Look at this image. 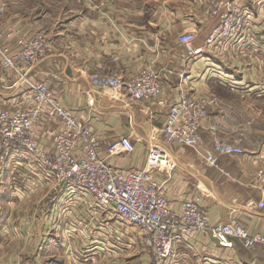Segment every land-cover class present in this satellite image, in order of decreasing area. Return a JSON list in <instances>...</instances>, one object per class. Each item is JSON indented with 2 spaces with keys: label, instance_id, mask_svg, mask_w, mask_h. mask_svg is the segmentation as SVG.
I'll use <instances>...</instances> for the list:
<instances>
[{
  "label": "crops",
  "instance_id": "1",
  "mask_svg": "<svg viewBox=\"0 0 264 264\" xmlns=\"http://www.w3.org/2000/svg\"><path fill=\"white\" fill-rule=\"evenodd\" d=\"M232 1L7 0L6 23L19 34L32 37L43 32L51 38L53 52L35 67L32 77L48 81L65 105L92 119L103 156L107 157L105 145L114 137H131L136 146L133 154L108 158L116 166H146L149 145L165 144L162 129L168 107L132 102L124 90L95 84L93 78L102 65L115 69L125 80L144 67H153L161 75L163 96L169 101L181 89L215 96L209 121L217 130H199L215 163L195 148L165 144L179 166L170 184V203L178 209L183 198L200 196L213 221L236 216L251 233H264V207L258 206L263 194L255 184L264 156V0H237L246 2L259 18L251 23L246 39L223 53L206 50L203 57L190 60L177 41L181 33L195 30L194 45L204 48L208 35L220 23L219 16L209 17L205 9L218 3L225 11ZM15 78L14 72L0 66V105L4 107L15 101L10 88ZM44 129L41 124L39 138ZM217 144L240 147L245 154L222 153ZM18 167L21 178L31 176L32 185L48 181L32 163ZM6 172L1 176L4 181ZM62 193L63 187L54 193L55 199L68 197ZM74 204L62 207L59 203L47 210L32 205L33 221L21 223V229L28 228V237L23 241L3 237L0 246L8 248L17 242L34 246V251L26 247L11 257L3 249L0 264H11V258L16 264H154L142 235L131 238L133 249L123 253L114 238H106V227L116 228L118 219L83 202ZM169 259L171 264H264V245L248 250L235 240L230 250L210 234L197 232L174 243Z\"/></svg>",
  "mask_w": 264,
  "mask_h": 264
},
{
  "label": "built area",
  "instance_id": "2",
  "mask_svg": "<svg viewBox=\"0 0 264 264\" xmlns=\"http://www.w3.org/2000/svg\"><path fill=\"white\" fill-rule=\"evenodd\" d=\"M7 8V0H0V66L14 72L16 78L10 87L14 103L11 107L0 105L1 163H32L46 180L60 184L68 199L76 198L85 204L91 200V207L118 219V226L139 229L142 243L154 255L155 264H171L169 254L174 243L197 232L210 234L221 247L230 250L234 249L235 240L248 250L264 245V233H251L236 216L213 221L200 196L183 198L178 209L169 200L172 177L179 166L165 144L195 148L211 163L216 162L199 134L203 127L217 130L209 121L215 96L181 89L169 101L163 96L161 75L153 67H144L125 80L115 69L102 65L93 78L95 84L113 91L124 90L132 102L147 101L168 107L162 129L165 144L149 145L146 166H116L108 158L133 154L136 146L131 137H114L105 145L107 157L101 154V137L92 119L65 105L48 81L32 77L35 67L53 52V41L43 32L29 37L13 27L4 29ZM205 14L219 16L220 23L208 35L204 48L195 47V30L185 31L177 39L190 60L203 57L206 50L223 53L241 43L251 23L259 18L246 2L241 4L237 0L230 2L225 11L218 3H211ZM181 78L187 79L185 74ZM41 124L45 129L39 138ZM216 149L226 154H245L244 149L232 145L217 144ZM160 174L164 175L162 180L158 178ZM255 184L263 194L258 203L262 208L264 156Z\"/></svg>",
  "mask_w": 264,
  "mask_h": 264
},
{
  "label": "rangeland",
  "instance_id": "3",
  "mask_svg": "<svg viewBox=\"0 0 264 264\" xmlns=\"http://www.w3.org/2000/svg\"><path fill=\"white\" fill-rule=\"evenodd\" d=\"M81 1V0H77ZM9 9V5L7 10ZM12 27H8L7 24L4 26V29H9ZM14 28V27H13ZM11 164L10 166H6V163H1L0 162V187L2 192H0V239L3 237L9 238L11 241L14 239H20L24 240V237H28V228L26 229H21V223H27V222H32L34 214L30 213L31 211L29 208L32 205H37L39 208L47 210V207L54 206L56 204H59L62 207H69L70 205L74 206L80 205V201H78L76 198L75 199H68V197H61L65 198V201L60 202L61 198L58 200L55 199L54 193L57 191H60L62 186L58 184L55 181H42L39 184L32 185L30 181L31 176L27 174L24 178L20 177V172L18 165L15 163H8ZM6 166V170H3ZM26 171L24 170V173L28 172L27 168H25ZM8 171V172H6ZM2 172H6V181H4L2 176ZM8 173V177H7ZM64 191V189H63ZM26 193V194H21V193ZM9 194V196L3 198L4 195ZM65 193V191H64ZM62 193V194H64ZM21 194L22 196H20ZM61 194V193H60ZM65 195V194H64ZM80 202V203H79ZM92 201L88 200V205H91ZM69 205V206H68ZM108 219V218H107ZM107 223L110 219L107 220ZM2 223H4V226H1ZM5 223H7L5 225ZM24 226V225H23ZM112 227V226H111ZM111 227H106V238L107 241L109 240V237L114 238L115 241L119 244V248L121 251L124 253L125 249L131 248L133 249V246L135 243L134 240L131 241V238L136 237L138 239V236L142 235V232L139 229L136 232H133L132 228H126L124 225L123 227L116 225V228H111ZM77 228H74L73 231H77ZM32 232V231H31ZM108 232H114L112 234H107ZM32 236V234H30ZM109 236V237H108ZM33 238V237H32ZM140 239V238H139ZM143 247V245H141ZM30 248L31 251H34V246H25L24 244L20 245L17 242H11L10 247H5V246H0V254L2 253L3 249L9 251V254L11 257L17 255L18 253H23L25 248ZM6 248V249H5ZM147 253L150 254L153 263L155 264L154 261V255L152 252L147 249ZM82 255V253H81ZM15 260L14 258H11V264H16V262L12 261Z\"/></svg>",
  "mask_w": 264,
  "mask_h": 264
}]
</instances>
